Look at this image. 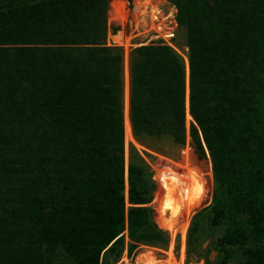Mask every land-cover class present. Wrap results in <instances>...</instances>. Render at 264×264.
Listing matches in <instances>:
<instances>
[{"label":"trees","instance_id":"obj_1","mask_svg":"<svg viewBox=\"0 0 264 264\" xmlns=\"http://www.w3.org/2000/svg\"><path fill=\"white\" fill-rule=\"evenodd\" d=\"M111 1L0 0V264H118L168 248L133 145L126 168L125 130L141 146L183 145L190 120L214 186L187 258L210 237L224 262L236 247L264 264V0H174L189 59L153 43L128 66L107 45Z\"/></svg>","mask_w":264,"mask_h":264},{"label":"rangeland","instance_id":"obj_2","mask_svg":"<svg viewBox=\"0 0 264 264\" xmlns=\"http://www.w3.org/2000/svg\"><path fill=\"white\" fill-rule=\"evenodd\" d=\"M107 22V45L123 50L127 66L129 65L130 52L134 48L153 43L169 46L179 55L183 63V56L189 59L186 28L180 24L179 9L174 0H112L107 12ZM126 103V110H128V98ZM190 124L191 120L186 126L187 139L183 145L163 137L159 139L146 138L142 141L143 146H141L135 141L132 131L126 135L125 130L126 168L131 160V146L133 145L138 150L140 157L144 158L146 170L156 186L153 201L149 206L153 209L157 225L163 221L165 224L167 221L165 218L167 213L164 212V205L167 203L174 207L176 203L179 204L181 214L183 204L180 203L177 192L181 193L186 200L184 215L182 214L183 222H191L193 217L208 207L212 201L214 175L211 161L209 158L198 159L190 138ZM166 178L177 179L178 182L166 185ZM166 217L169 218V214ZM176 247L178 246H174L175 251ZM225 250L233 251L226 262L223 261L225 255L222 254L216 238L208 237L201 245L202 256H193L188 259V263H245L246 258L239 248L227 247ZM162 251L164 250L142 246L130 256L125 252L118 264H154L156 258H163Z\"/></svg>","mask_w":264,"mask_h":264},{"label":"built area","instance_id":"obj_3","mask_svg":"<svg viewBox=\"0 0 264 264\" xmlns=\"http://www.w3.org/2000/svg\"><path fill=\"white\" fill-rule=\"evenodd\" d=\"M188 142V141H187ZM161 184L163 186L162 180ZM184 215V214H183ZM183 215H181L174 223L173 229H169V225L163 223L158 224V227L169 234L171 244L167 250L163 252V258H156L155 261L157 264H190L188 263L187 252H186V243H187V232L191 224L190 221L183 222ZM166 217V216H165ZM161 218V216H160ZM161 220V219H160ZM183 222V224H181ZM190 222V224H189ZM184 226V227H182ZM180 230H179V229ZM183 228V230H182ZM174 231V233H173ZM176 251L174 250V246Z\"/></svg>","mask_w":264,"mask_h":264},{"label":"bare ground","instance_id":"obj_4","mask_svg":"<svg viewBox=\"0 0 264 264\" xmlns=\"http://www.w3.org/2000/svg\"><path fill=\"white\" fill-rule=\"evenodd\" d=\"M176 194L179 195V197L182 199L183 210H184V205H185V201L186 200H185V198L183 197V195L181 193L177 192ZM179 208H180L179 204L177 205V203H176L175 207L172 206L170 203H167L166 205H164V212L167 213V215L169 214V218L165 217V218H167V221H166L165 225L168 224L169 225V227H168L169 229H173L175 221L183 214V210H182V212L180 214ZM154 264H156L155 261H154Z\"/></svg>","mask_w":264,"mask_h":264}]
</instances>
